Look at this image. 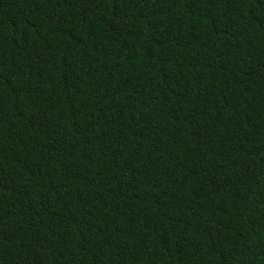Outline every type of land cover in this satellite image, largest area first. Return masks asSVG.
I'll return each instance as SVG.
<instances>
[{
  "label": "trees",
  "instance_id": "16d2710c",
  "mask_svg": "<svg viewBox=\"0 0 264 264\" xmlns=\"http://www.w3.org/2000/svg\"><path fill=\"white\" fill-rule=\"evenodd\" d=\"M0 264H264V0H0Z\"/></svg>",
  "mask_w": 264,
  "mask_h": 264
}]
</instances>
